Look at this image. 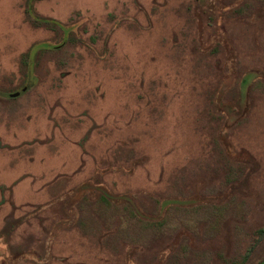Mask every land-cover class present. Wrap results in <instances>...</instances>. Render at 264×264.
Wrapping results in <instances>:
<instances>
[{"label":"rangeland","instance_id":"rangeland-1","mask_svg":"<svg viewBox=\"0 0 264 264\" xmlns=\"http://www.w3.org/2000/svg\"><path fill=\"white\" fill-rule=\"evenodd\" d=\"M263 259L264 0H0V264Z\"/></svg>","mask_w":264,"mask_h":264},{"label":"water","instance_id":"water-1","mask_svg":"<svg viewBox=\"0 0 264 264\" xmlns=\"http://www.w3.org/2000/svg\"><path fill=\"white\" fill-rule=\"evenodd\" d=\"M260 264H264V260Z\"/></svg>","mask_w":264,"mask_h":264},{"label":"trees","instance_id":"trees-1","mask_svg":"<svg viewBox=\"0 0 264 264\" xmlns=\"http://www.w3.org/2000/svg\"><path fill=\"white\" fill-rule=\"evenodd\" d=\"M50 22L52 23V21H50ZM263 260H264V259H263ZM263 260H262V261H263ZM262 261H261V262H262ZM261 262H260V263H261ZM260 263H259V264H260Z\"/></svg>","mask_w":264,"mask_h":264}]
</instances>
